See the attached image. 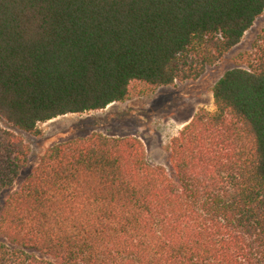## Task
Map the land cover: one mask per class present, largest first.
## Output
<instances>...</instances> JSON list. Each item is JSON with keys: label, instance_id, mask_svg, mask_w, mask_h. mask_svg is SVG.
I'll list each match as a JSON object with an SVG mask.
<instances>
[{"label": "trees", "instance_id": "obj_1", "mask_svg": "<svg viewBox=\"0 0 264 264\" xmlns=\"http://www.w3.org/2000/svg\"><path fill=\"white\" fill-rule=\"evenodd\" d=\"M264 0H0V119L38 125L194 82ZM171 139V179L136 137L47 149L0 209V264H264V30ZM0 127V196L28 164ZM10 246V247H9ZM34 251L44 259L29 254Z\"/></svg>", "mask_w": 264, "mask_h": 264}, {"label": "rangeland", "instance_id": "obj_2", "mask_svg": "<svg viewBox=\"0 0 264 264\" xmlns=\"http://www.w3.org/2000/svg\"><path fill=\"white\" fill-rule=\"evenodd\" d=\"M264 30V11L244 34L241 42L218 64L208 68L203 76L194 82L175 83L171 86L147 90L136 86L132 97L124 103H116L104 110L79 115H66L38 125V137L12 128L0 119V127L23 139L30 149L26 168L11 190L0 196V209L7 196L17 190L38 164L43 153L50 147L72 140L85 138L92 133L108 137L138 138L144 145L147 161L154 167H162L174 179L168 146L172 138L187 124L188 120L203 108L214 111L211 89L224 73L234 69V60L249 52L257 35ZM0 243L6 242L0 238ZM10 247V246H9ZM29 254L44 259L34 251Z\"/></svg>", "mask_w": 264, "mask_h": 264}]
</instances>
